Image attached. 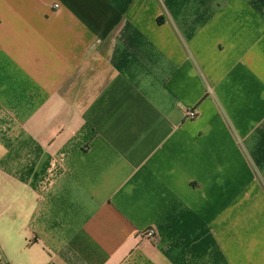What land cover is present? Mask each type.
Here are the masks:
<instances>
[{
  "label": "crops",
  "instance_id": "obj_1",
  "mask_svg": "<svg viewBox=\"0 0 264 264\" xmlns=\"http://www.w3.org/2000/svg\"><path fill=\"white\" fill-rule=\"evenodd\" d=\"M0 264H264V0H0Z\"/></svg>",
  "mask_w": 264,
  "mask_h": 264
},
{
  "label": "built area",
  "instance_id": "obj_2",
  "mask_svg": "<svg viewBox=\"0 0 264 264\" xmlns=\"http://www.w3.org/2000/svg\"><path fill=\"white\" fill-rule=\"evenodd\" d=\"M56 7H59V5H56ZM188 117L191 119H194L196 117V113L195 111H191L188 113ZM143 237L148 238L150 240H156L157 238V233L154 229H150L147 232H145L144 234H142Z\"/></svg>",
  "mask_w": 264,
  "mask_h": 264
}]
</instances>
